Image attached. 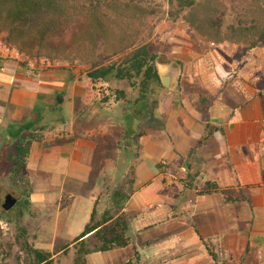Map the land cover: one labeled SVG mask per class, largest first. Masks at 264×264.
Segmentation results:
<instances>
[{
	"label": "crops",
	"instance_id": "1",
	"mask_svg": "<svg viewBox=\"0 0 264 264\" xmlns=\"http://www.w3.org/2000/svg\"><path fill=\"white\" fill-rule=\"evenodd\" d=\"M4 53H0V132L18 137L26 130L40 131L31 143L30 166L56 174L66 183L89 186L82 194L85 199L73 195L74 211L79 206L87 211L72 234L75 239L90 220L100 194L91 180L93 159L103 148L108 150L106 146L111 148L110 140L102 143L97 136L103 128L105 134L111 132L110 123L103 124L109 105L100 101L93 83L81 85L68 73L32 75L3 59ZM181 58L195 85L161 98L156 112L165 117L164 129L149 130L139 138L138 131L130 132V139L122 141H128L129 148L135 143L140 147L133 192L124 208L131 243L91 252L89 264H98V254L108 259L107 264H126L136 251L142 264H239L245 252L264 243L262 99L246 74L233 75L224 64H216L217 57ZM203 97L212 129L206 140L207 121L198 104ZM48 111L65 113L50 119ZM207 181L228 189L231 199L222 191L203 192ZM46 189L40 186L32 193L34 202L50 196L37 192ZM55 200L61 210L68 208L57 196ZM202 237L216 248L217 260Z\"/></svg>",
	"mask_w": 264,
	"mask_h": 264
},
{
	"label": "rangeland",
	"instance_id": "2",
	"mask_svg": "<svg viewBox=\"0 0 264 264\" xmlns=\"http://www.w3.org/2000/svg\"><path fill=\"white\" fill-rule=\"evenodd\" d=\"M106 1L122 5L118 12L115 8H103L108 28V40L103 50L111 53L119 51L133 41L138 45L148 44V50L158 59L157 64H173L178 67L177 89L157 85L147 101H137L140 92L138 84H134L135 79L116 76L117 72L109 79L90 77V67L99 57H95L98 49L93 46L94 35L98 29L96 25H91L89 19L75 16L79 21V25H74L77 32L73 28L68 30L66 41L48 39L40 42L36 31L31 30L29 33L27 26L17 24L14 17L6 14L5 6L0 2V53L5 51L3 55L6 56L3 59L19 64L32 75L68 73L74 77L70 80H78L81 85L93 83L100 101L109 105L108 114L104 113L103 124L110 123L111 132L105 134L103 128L97 136L103 140L102 143L106 139L110 140L111 148L106 146L108 150L103 148L99 157L93 159L95 172L91 180L98 184L100 193L107 191L108 186L111 190L116 187L131 189L130 181L140 147L135 143L129 148L130 143L127 141L123 144V139H130V132L134 131L141 133L147 131L146 129L163 130L165 117L156 112L161 105V98L165 93L172 96L179 89L195 85L190 80L187 62L181 57H217L216 64H224L225 68L233 70V75L246 74V81L253 86L255 95L262 99L261 119L264 127V46L245 52L243 44L227 39L219 41L211 32H205L206 29H200L190 21L195 13L200 16L212 15L215 18L217 14L224 12L222 31L225 33L234 20L233 14L238 13V8L252 10L255 7L253 9L264 10V0H235L236 3L233 0H197L196 7L180 14H177L176 7L171 6L169 0ZM139 9L152 13H147L146 17H134V14L138 15ZM49 17L46 16L45 20ZM125 58L126 56L119 53L111 57L110 61L119 62ZM194 81L198 85L197 80ZM48 113L51 119L61 117L65 112ZM115 122L119 123L118 127L112 125ZM122 124L125 126V137L121 132ZM29 134L39 138L42 133L26 130L15 137L11 133L0 132V264H32L33 255L27 249L28 243L50 251L52 264H74L77 246L73 243L72 234L77 230L79 220L85 219L87 211L84 206H79L74 211L76 206L73 207L74 204L71 203L73 195L76 198L79 196L81 201L82 194L88 192L89 186L86 183L75 185L71 180L66 183L56 174H45L30 166V152H25L20 162L16 161L18 142L21 137ZM126 145L127 148L124 147ZM40 182L43 184L39 185ZM40 186L42 189L52 186L53 190L37 191L50 196L41 202H34L32 193ZM10 192L19 200L13 208L6 210L3 203ZM55 196L59 198L62 207L68 208L61 210L56 204ZM106 205L104 202L100 205L101 212ZM69 222L73 223L71 228H68ZM96 257L98 264H107V258L99 254ZM239 264H264V243L245 252Z\"/></svg>",
	"mask_w": 264,
	"mask_h": 264
},
{
	"label": "trees",
	"instance_id": "3",
	"mask_svg": "<svg viewBox=\"0 0 264 264\" xmlns=\"http://www.w3.org/2000/svg\"><path fill=\"white\" fill-rule=\"evenodd\" d=\"M2 6H5V12L8 16L14 17L17 24L27 26L30 31H36V36L40 42L48 39L53 41H66V32L74 25H79L75 16H81L90 20L92 26L96 25L97 32L94 35L93 46L98 49L89 72L92 78H105L108 73L116 70V76L126 77L130 80L135 79V85L138 84L140 95L137 101H147L150 94L154 92L155 86L165 87L161 81L157 57L148 50V44L138 45L134 42L125 45L121 50L114 52L103 50L107 44L108 28L105 22L106 13L103 8H115L118 12L121 3H112L106 0H0ZM171 6L176 7L177 14L183 13L187 9L197 6V0H169ZM233 3H236L233 0ZM240 6V5H238ZM240 7L236 14H233V22L224 33L222 26L225 20V13L214 16H200L193 14L190 19L193 25L200 29H206L205 32H211L219 41L231 40L244 45V51L249 52L256 47L264 46V10ZM151 11L139 9L138 15L133 16L146 17ZM46 16H50L45 20ZM31 28V29H30ZM82 28V26H81ZM74 32L77 30L74 29ZM33 33V32H32ZM93 38V37H91ZM9 38L7 37V42ZM122 53L126 58L122 61H110L111 57ZM108 81V80H107ZM112 89V88H111ZM113 90V89H112ZM118 90V89H117ZM102 91H100L101 93ZM122 94L124 91H121ZM206 102L203 97L202 102H198L204 113V119L207 121V132L203 137L206 140L212 133L210 129V111L204 106ZM209 127V128H208ZM147 131L139 133V138ZM36 139V135H24L18 142V152L16 161L22 160L23 154L29 153L31 143ZM135 172V169H134ZM135 173L130 181L131 189L116 187L111 190L108 186L107 191L100 193L96 199L90 220L85 225L83 231L74 239L73 243L77 246V253L74 264H89L87 255L94 251H105L118 247H125L131 243L129 234L130 220L125 212V204L133 192ZM222 191L229 197V190L222 189L216 181H207L203 192ZM106 198L105 200H103ZM233 199H235L233 197ZM107 203L103 212L101 204ZM205 245L208 247L215 260L218 259V252L213 248L209 240L202 237ZM27 249L33 255L32 264H52V253L50 251L36 248L29 243ZM140 252L136 251L134 257L126 264H142Z\"/></svg>",
	"mask_w": 264,
	"mask_h": 264
},
{
	"label": "water",
	"instance_id": "4",
	"mask_svg": "<svg viewBox=\"0 0 264 264\" xmlns=\"http://www.w3.org/2000/svg\"><path fill=\"white\" fill-rule=\"evenodd\" d=\"M157 66L163 85L170 89H177L179 85L178 67L173 64H163V63H158ZM116 72H117L116 70L111 71L106 75L105 79H109V77ZM18 200H19L18 197H16L13 193L10 192L6 195L3 206L6 210H9L16 205Z\"/></svg>",
	"mask_w": 264,
	"mask_h": 264
}]
</instances>
